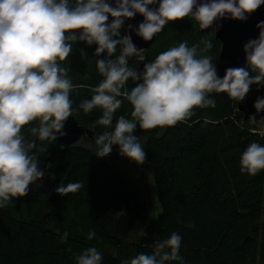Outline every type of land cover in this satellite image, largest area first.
I'll use <instances>...</instances> for the list:
<instances>
[{
	"label": "trees",
	"instance_id": "16d2710c",
	"mask_svg": "<svg viewBox=\"0 0 264 264\" xmlns=\"http://www.w3.org/2000/svg\"><path fill=\"white\" fill-rule=\"evenodd\" d=\"M206 40L213 47L203 52ZM185 41L189 47L199 44L198 56L212 57L217 68L221 43L214 31L202 33L191 16L168 23L141 57L153 62L161 52ZM95 48L73 42L72 54L60 66L76 86L70 93L73 115L80 126L99 135L105 131L95 125L101 110L84 113L78 107L103 79L95 62L106 54L96 57ZM137 58H128L129 67L137 69L142 62ZM133 86L129 80L126 87ZM211 98L216 101L214 108L196 109L194 116L173 127L145 131L137 126L133 133L140 143L144 141L143 166L151 172L162 209L146 228L145 217L154 208L148 207L127 175L91 148L39 141L30 133L38 122L22 129L26 140H36L33 151L45 178L59 184L45 199L36 182L26 197L0 208V264H76V256L88 247L103 254L101 264H122L139 253L151 254L155 240L172 232L182 237L184 264H264V171L248 175L239 164L247 147L252 142L264 146V138L251 133L256 128L251 121L242 124L239 101L226 93H212ZM132 110L125 100L114 113L113 125L121 115L133 119ZM43 145L48 146L46 152L39 151ZM71 182L83 187L66 196L56 193L59 185ZM121 212L123 216H118ZM90 230L96 233L93 240L87 238ZM136 230L146 235L132 241ZM65 232L67 240L62 239Z\"/></svg>",
	"mask_w": 264,
	"mask_h": 264
},
{
	"label": "clouds",
	"instance_id": "9594fccd",
	"mask_svg": "<svg viewBox=\"0 0 264 264\" xmlns=\"http://www.w3.org/2000/svg\"><path fill=\"white\" fill-rule=\"evenodd\" d=\"M157 2L0 0V208L26 197L30 185L45 176L33 151L36 140H26L22 129L38 122L30 133L39 141L54 142L65 135V122L73 115L70 93L76 86L60 65L72 54L73 42L96 45V57L106 54L95 62L103 79L92 88L91 98L78 105L84 113L102 112L95 121L105 129L94 140L98 158L110 155L113 146H118L121 156L143 165L146 154L140 138L133 135L137 126L145 131L173 127L194 116L196 109L214 108L212 93H226L241 102L252 85L264 87V21L256 25L258 37L243 47L246 66L226 69L223 78L218 76L212 57L198 56L200 45L189 47L186 41L143 64L142 71L129 67L128 58L144 50L135 46L131 35H121V29L137 14L144 19L135 35L147 42L168 23L189 16L200 28L208 29L218 20L246 21L264 6V0H159L158 7H150ZM212 47V41L206 40L201 51ZM129 80L134 82L131 89L126 87ZM125 100L132 105L133 119L121 115L113 125L114 113ZM254 108L257 113L264 112V98L257 97ZM250 120L256 121L255 117ZM47 149L43 145L39 151ZM239 164L240 171L248 175L264 171V146L252 142ZM82 187L80 182L61 184L56 193L66 196ZM117 215L123 216V212ZM138 235L146 233L141 230ZM67 237L65 232L62 239ZM95 237V230H90L88 240ZM181 244L182 237L172 232L155 240L151 254L139 253L122 264H184ZM102 258L96 247H88L76 256V264H101Z\"/></svg>",
	"mask_w": 264,
	"mask_h": 264
},
{
	"label": "water",
	"instance_id": "95a60500",
	"mask_svg": "<svg viewBox=\"0 0 264 264\" xmlns=\"http://www.w3.org/2000/svg\"><path fill=\"white\" fill-rule=\"evenodd\" d=\"M108 2L113 3V0H108ZM158 3L159 0L156 5L150 7H158ZM143 19L144 18L142 16L137 14L133 19L126 20L123 26L131 35L135 46L138 49L144 50L140 53V55L147 52L155 41V36L151 41L145 42L142 38L135 35V29L139 23L143 21ZM261 21H264V6H261L255 13L248 16L246 21L223 19L216 21L212 27L208 29L201 28L202 33L214 31L216 40L221 43V50L217 63V74L220 78H223L225 71L228 68L246 66V58L243 47L249 40L256 39L258 37L259 29L256 25ZM129 25L132 26L131 30H129ZM145 63L147 62L142 59V62L137 67V70L142 71L143 64ZM257 97L264 98V87L258 88V86L252 85L244 100L238 102L237 104V111L243 116L242 124L244 126L250 121L254 125H258L262 122V120H264V112L257 113L254 108ZM251 117H255L256 121L253 122L250 120ZM63 132L65 135L62 137L58 136L56 142L65 146H77L84 139L94 142L96 137V134L91 129L80 126L74 115L69 117L65 122ZM43 178H45V176ZM39 181H37V184ZM49 181H52V179H49ZM52 183L57 186L59 181H52ZM145 218H147V216Z\"/></svg>",
	"mask_w": 264,
	"mask_h": 264
},
{
	"label": "rangeland",
	"instance_id": "374dc122",
	"mask_svg": "<svg viewBox=\"0 0 264 264\" xmlns=\"http://www.w3.org/2000/svg\"><path fill=\"white\" fill-rule=\"evenodd\" d=\"M127 32H128L127 29L125 27H122L121 35L127 34ZM137 56H138L137 61L139 62L142 61L141 59L142 55H137ZM255 126L256 128L252 129L251 133L261 137L259 134L253 133L252 131L260 130L264 126V120H262L260 124ZM141 144L142 145L144 144L143 140L141 141ZM79 145L89 149L91 148L96 151L95 143L89 141L88 139L87 140L84 139ZM103 159L106 160L114 170L127 175L131 180L132 184L134 185V187L137 189V191L140 193L142 198L148 204V207L150 204L153 206L154 210L152 211L151 214H148L147 219L145 221L144 227L146 228L150 222H152L154 219L158 217V215L161 213L162 210L159 202L157 188L155 186L151 172L145 166L137 165L134 162L130 161L129 159L121 156L119 147H113L110 155L104 157ZM36 185H37L36 190L45 199L51 196L55 187L52 181H49V179L47 178H42L39 181V183ZM46 222L49 224L50 219L48 218ZM138 232L139 230H136L134 237L132 238V241L138 236Z\"/></svg>",
	"mask_w": 264,
	"mask_h": 264
},
{
	"label": "built area",
	"instance_id": "2783aa9c",
	"mask_svg": "<svg viewBox=\"0 0 264 264\" xmlns=\"http://www.w3.org/2000/svg\"><path fill=\"white\" fill-rule=\"evenodd\" d=\"M112 18L109 17V23L111 22ZM253 133L259 134L262 138H264V126L258 131H252Z\"/></svg>",
	"mask_w": 264,
	"mask_h": 264
},
{
	"label": "bare ground",
	"instance_id": "6f19581e",
	"mask_svg": "<svg viewBox=\"0 0 264 264\" xmlns=\"http://www.w3.org/2000/svg\"><path fill=\"white\" fill-rule=\"evenodd\" d=\"M127 34H129V32H127ZM130 35V34H129ZM140 55V54H139Z\"/></svg>",
	"mask_w": 264,
	"mask_h": 264
}]
</instances>
